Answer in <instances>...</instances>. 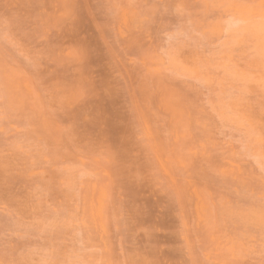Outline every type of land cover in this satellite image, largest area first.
I'll return each mask as SVG.
<instances>
[{
    "label": "rangeland",
    "instance_id": "rangeland-1",
    "mask_svg": "<svg viewBox=\"0 0 264 264\" xmlns=\"http://www.w3.org/2000/svg\"><path fill=\"white\" fill-rule=\"evenodd\" d=\"M0 264H264V0H0Z\"/></svg>",
    "mask_w": 264,
    "mask_h": 264
}]
</instances>
